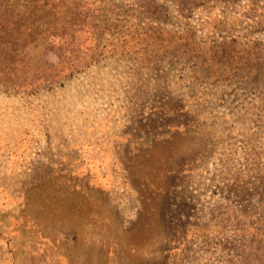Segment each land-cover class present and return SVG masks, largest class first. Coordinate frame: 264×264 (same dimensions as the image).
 Instances as JSON below:
<instances>
[{"label":"rangeland","instance_id":"obj_1","mask_svg":"<svg viewBox=\"0 0 264 264\" xmlns=\"http://www.w3.org/2000/svg\"><path fill=\"white\" fill-rule=\"evenodd\" d=\"M0 264H264V0H0Z\"/></svg>","mask_w":264,"mask_h":264}]
</instances>
